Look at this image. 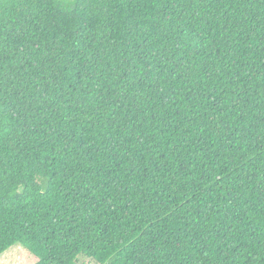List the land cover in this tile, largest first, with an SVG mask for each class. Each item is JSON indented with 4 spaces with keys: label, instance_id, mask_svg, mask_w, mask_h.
Listing matches in <instances>:
<instances>
[{
    "label": "trees",
    "instance_id": "1",
    "mask_svg": "<svg viewBox=\"0 0 264 264\" xmlns=\"http://www.w3.org/2000/svg\"><path fill=\"white\" fill-rule=\"evenodd\" d=\"M264 264V0H0V255Z\"/></svg>",
    "mask_w": 264,
    "mask_h": 264
},
{
    "label": "rangeland",
    "instance_id": "2",
    "mask_svg": "<svg viewBox=\"0 0 264 264\" xmlns=\"http://www.w3.org/2000/svg\"><path fill=\"white\" fill-rule=\"evenodd\" d=\"M83 264H94L81 260ZM33 258L20 246L12 247L0 255V264H33Z\"/></svg>",
    "mask_w": 264,
    "mask_h": 264
}]
</instances>
